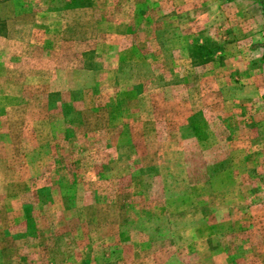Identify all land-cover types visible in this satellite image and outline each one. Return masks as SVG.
Here are the masks:
<instances>
[{
	"label": "rangeland",
	"instance_id": "374dc122",
	"mask_svg": "<svg viewBox=\"0 0 264 264\" xmlns=\"http://www.w3.org/2000/svg\"><path fill=\"white\" fill-rule=\"evenodd\" d=\"M46 4L86 76H1L0 264H264V0Z\"/></svg>",
	"mask_w": 264,
	"mask_h": 264
},
{
	"label": "crops",
	"instance_id": "0c3cea01",
	"mask_svg": "<svg viewBox=\"0 0 264 264\" xmlns=\"http://www.w3.org/2000/svg\"><path fill=\"white\" fill-rule=\"evenodd\" d=\"M32 1L44 3L33 4ZM46 2L47 0H0V80H2L1 76H45L48 80H52L50 76H86L85 64L78 60L80 59L79 44H71L68 39L63 40V36L54 35L65 32L67 27L54 29L52 9L48 8L50 6ZM70 46L77 53L69 51ZM89 75L93 76L94 73ZM96 75L104 76L99 72ZM207 89L205 87L204 93ZM110 101V99L107 101L108 105L105 104V108H113L111 103L115 100ZM207 103L209 102L203 103L200 100V105L195 104L193 111L191 110L192 113L189 112L190 116L187 114L184 116L186 117L184 120H189L187 128L192 125L191 129L195 128L200 133L197 136L191 130L199 144H203L204 140L207 142L211 134L213 137L208 121L207 112L210 108L207 107ZM98 118L100 121L104 120V115L98 114ZM229 140V138L226 139V142ZM5 143L9 142L0 137V167L3 166L4 157H6ZM19 152L20 149L16 150V156ZM3 175L0 172V193L19 189L20 181L15 180L10 182L11 184H4ZM13 175L20 176V171L14 172ZM4 225V218L0 217V242L4 241ZM3 254L4 249H0V255Z\"/></svg>",
	"mask_w": 264,
	"mask_h": 264
},
{
	"label": "trees",
	"instance_id": "16d2710c",
	"mask_svg": "<svg viewBox=\"0 0 264 264\" xmlns=\"http://www.w3.org/2000/svg\"><path fill=\"white\" fill-rule=\"evenodd\" d=\"M263 59H264V57H263Z\"/></svg>",
	"mask_w": 264,
	"mask_h": 264
}]
</instances>
